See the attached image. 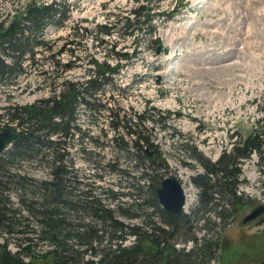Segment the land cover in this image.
I'll return each instance as SVG.
<instances>
[{
    "label": "rangeland",
    "instance_id": "obj_1",
    "mask_svg": "<svg viewBox=\"0 0 264 264\" xmlns=\"http://www.w3.org/2000/svg\"><path fill=\"white\" fill-rule=\"evenodd\" d=\"M24 1L0 0V20L14 3ZM140 1L156 5L155 12L170 13L156 23L155 32H149L148 25H144V29L133 27V32L125 35L121 34L120 24L110 35L100 30L101 24L133 17L137 0H63L69 14L61 24L46 27L43 37L47 47L40 49L34 61H22L26 73L16 79V87L0 85V127L7 123L20 129L13 122H6L8 116L4 107L47 98L65 88L62 86L65 80H87L96 71L93 59L111 67L121 61L123 66L110 73L112 83L96 100L97 103L102 101L105 107L89 117L81 106L77 122L81 130L67 138L65 160L77 176L74 184L82 191L89 190L104 207L113 209L120 221L132 226H144L152 221L164 227L157 215L158 208H151L147 200L138 207L124 209L130 217L117 213L114 193L128 194L133 190L121 183L116 168L134 171L136 164L145 168L143 162L147 154L163 155L169 169L154 170L152 177L146 179H140V172H136L139 184L148 199L159 179L172 174L184 187L187 201L184 211L193 216L199 201L193 177L204 171L194 154L201 152L216 160L224 149H231L233 142L264 128V123L259 122L264 117V0ZM153 35L157 37L156 42H152ZM71 40L75 41L64 46ZM112 45H115L114 51ZM158 46H161L159 52ZM61 48L67 50L58 52ZM116 51L132 55L117 60ZM74 55L77 60L73 66L64 67L74 60ZM5 59L8 62L9 58ZM8 96L12 99L8 100ZM110 113L115 123L133 122L131 128L136 132L127 134L126 128L115 132ZM119 131L123 140H115ZM125 144L130 148L129 154L121 150ZM134 145L143 147L146 152L137 153L139 148L133 149ZM52 158L53 155L48 160ZM261 159L258 153H253L243 164L239 191L245 206L231 214L230 224L226 223L225 229L220 230V251L230 253L227 261L220 264H245L264 259V214L246 225L241 223L248 213L264 203V157L263 166ZM45 164L39 158L23 161L16 164L14 171L25 172L36 180L50 179L51 170L45 169ZM9 189L17 206L16 190L20 191V185L11 182ZM122 200L133 204L131 195ZM159 207L162 208L160 204ZM210 219L214 221L215 216L211 215ZM205 223L206 218L198 221L195 216L189 225L193 226V233L201 237L204 232L200 227ZM182 233L176 246H192L191 241L184 244L182 240L186 235ZM2 235L0 241L7 238L8 248L16 251L18 243L22 242L20 237ZM133 240L134 236L130 235L125 244ZM106 244L104 240L102 246ZM37 249L43 251L46 246Z\"/></svg>",
    "mask_w": 264,
    "mask_h": 264
},
{
    "label": "trees",
    "instance_id": "obj_2",
    "mask_svg": "<svg viewBox=\"0 0 264 264\" xmlns=\"http://www.w3.org/2000/svg\"><path fill=\"white\" fill-rule=\"evenodd\" d=\"M64 5L62 1L40 6L31 4L26 16L15 15L9 20L0 21L1 86L18 85L16 79L26 73V68L21 65L22 61H34L36 55L40 54V49L47 47L48 43L43 37L46 27L57 26L67 18L69 9ZM152 9V5L140 3L132 10L133 17H122L110 25H100L99 28L110 33L120 24L125 32L131 33L133 27L142 29L147 24L150 32H155L153 21L160 19L164 13H151ZM143 12L145 15L141 19ZM74 41H67L64 46ZM64 50L67 49L61 48L58 52L63 53ZM70 50L72 54L75 53V50ZM115 56L117 60H125L130 53L117 51ZM6 57L9 58L8 62L5 61ZM74 57L77 59V56ZM120 66L119 61L116 66L111 67L96 60V71L87 80H65L62 83L65 88L58 89L47 98L27 105L4 107L9 118L6 122L15 123L20 128V135L0 155V237L2 234L16 235L22 242L12 252L8 248L7 238L0 241V264H220L219 258L220 262L227 261L229 254L220 251V230L225 229L226 223L230 224V215L244 206V197L238 193L239 185L243 182L242 165L253 152H258L263 159L264 128L250 132L244 139L234 142L232 148L228 151L225 149L216 161L201 152L194 154L204 171L193 177L199 192L193 216L184 212L176 215L159 207L156 188L147 199V194L139 184L136 172H140V179H146L152 177L154 170L169 169L162 155L147 154L143 162L145 168L141 164L133 165L135 173L117 167L121 183H126L133 190L128 194L122 191L114 193L113 198L118 202L117 213L130 217L124 209L138 207L144 204L141 202L148 201L151 208H158L157 215L165 224L164 227L152 221L146 222L144 226L123 223L113 209L102 205L98 197L91 195L89 190L82 191L74 184L77 176L73 169H69L65 160L67 138L81 130L77 125L81 106L89 117H94L105 107L101 100L99 103L96 100L104 95L106 86L112 81L110 73ZM9 96L7 99L11 100ZM110 116L115 132L122 128L127 129V134L136 132L131 128L133 122L115 123L114 115L110 113ZM120 135L119 131L115 140H123ZM139 138L149 141L146 137ZM137 147V153L146 152L140 146L134 145L132 148ZM121 150L130 153L126 144ZM51 155L52 161L48 160ZM37 158L46 162L44 168L49 167L52 178L36 180L25 172L14 171L16 164L31 162ZM11 182L20 185V191L16 190L17 206L10 196ZM126 195H131L133 204L122 200ZM208 214L215 216L214 221ZM195 216L198 221L205 218L207 220L200 227L204 232L201 237H197L193 233V226L189 225ZM86 219L88 222L84 221ZM216 219L219 223H216ZM181 233L186 235L182 240L184 244L193 242L190 248L186 244L183 247L176 246ZM130 235L134 236V240L127 245L125 241ZM104 240L107 244L102 246ZM41 246H46V249H37ZM88 256L97 259H90ZM245 264H264V259Z\"/></svg>",
    "mask_w": 264,
    "mask_h": 264
},
{
    "label": "water",
    "instance_id": "obj_3",
    "mask_svg": "<svg viewBox=\"0 0 264 264\" xmlns=\"http://www.w3.org/2000/svg\"><path fill=\"white\" fill-rule=\"evenodd\" d=\"M160 47L158 49V52ZM18 138V132L10 127H3L0 130V154L8 149L11 144ZM156 194L159 202L169 212L179 215L182 213L185 205V196L183 187L180 182L174 177L164 178L156 189ZM264 213V204L255 207L242 220V224H246L255 220Z\"/></svg>",
    "mask_w": 264,
    "mask_h": 264
},
{
    "label": "bare ground",
    "instance_id": "obj_4",
    "mask_svg": "<svg viewBox=\"0 0 264 264\" xmlns=\"http://www.w3.org/2000/svg\"><path fill=\"white\" fill-rule=\"evenodd\" d=\"M181 181V180H180ZM182 184V183H181ZM182 186H183V184H182ZM184 188V187H183ZM158 198V197H157ZM158 201H159V199H158ZM159 204L163 207V205L159 202ZM164 208V207H163ZM165 209V208H164ZM167 210V209H166ZM174 214V213H173Z\"/></svg>",
    "mask_w": 264,
    "mask_h": 264
}]
</instances>
